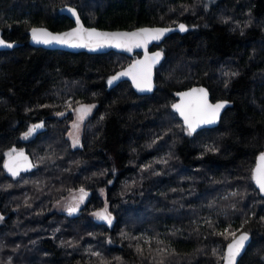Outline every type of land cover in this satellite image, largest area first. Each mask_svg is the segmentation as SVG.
I'll return each instance as SVG.
<instances>
[{
	"label": "trees",
	"instance_id": "1",
	"mask_svg": "<svg viewBox=\"0 0 264 264\" xmlns=\"http://www.w3.org/2000/svg\"><path fill=\"white\" fill-rule=\"evenodd\" d=\"M132 30L188 26L159 48L156 91L140 96L109 77L133 58L34 48L29 31L74 26ZM0 31L20 47L0 51V264H223L247 231L239 264H264V196L253 182L264 152V0H0ZM204 85L230 107L218 127L192 134L172 105ZM94 105L78 142L71 122ZM40 121L47 130H30ZM26 151L31 173L5 160ZM87 193L80 214L55 205ZM107 207L111 225L94 212Z\"/></svg>",
	"mask_w": 264,
	"mask_h": 264
},
{
	"label": "water",
	"instance_id": "2",
	"mask_svg": "<svg viewBox=\"0 0 264 264\" xmlns=\"http://www.w3.org/2000/svg\"><path fill=\"white\" fill-rule=\"evenodd\" d=\"M70 9L72 11H70ZM60 13L62 15H65L66 17H68L70 20L73 21L74 26L72 28L67 29L65 31H59V32L53 31V30H51L45 26H37V27H33L32 29H34V28L35 29H43L49 33H52L54 36H63V34L73 32V30H75L77 28L87 29L89 31L92 29H95V31L98 33H108V34L133 33V32H138L141 29H148V30L161 29V30H164L163 34L160 36V38L158 40L149 39L146 44H143L140 47L131 46L130 50L128 47H125V46H121V47L115 46V44L117 43L116 39H113L111 41H101V43L98 45L97 39L96 38H92L91 40L88 39L86 33L79 34V35L73 36L71 38L65 37V39H68V43H56L55 41H53L52 43H49V44L37 43L32 38V29L29 31V36H30L29 44L34 48H42L45 50H54V51L58 50V51H64V52H69V53H74V54L88 53V54H92V55H94V54H106V53H109L111 51H114V52H117L120 54H124L128 57H131V58H133L136 54H139L140 56L133 59L132 62L129 63L126 67L120 69L115 74L111 75L109 77L108 81L110 79H112V77H114V76H116L118 78L113 80L111 84H109L107 81V86H108V90H112V89H115L119 84H121L123 82H129L132 85L133 90L140 96H149V95L153 94L157 89L156 71L161 66V64L164 60V54H163L161 49L157 48V49L153 50V47L154 46H161L165 42V40L173 34L178 33V34L184 35L187 33V30H188V26L185 23H180L178 25L169 26V27L145 26V27H140V28H136V29H132V30H105V29H100V28L93 27V26H87L84 23L83 19L81 18L78 9L74 6L65 5L60 9ZM73 13H75V14H73ZM77 17L79 18V24H77ZM180 25H184L186 30L181 31ZM127 39H129V38L120 37L119 42H121L123 44V42ZM0 40H3L5 42L3 45H0V51H9V50H13V49L21 46V44L18 42H10V41L6 40L3 36L2 31H0ZM7 44H11L13 46L7 47ZM81 44L87 45V46H74V45H81ZM156 53L161 54L158 60H154ZM149 66H150V77H146V78L150 79L151 90H148L147 87H144L143 80L145 77L141 76V71L142 70L146 71L149 68ZM121 73H128V74L127 75H121ZM133 77H136V79L134 80ZM137 83H140L141 87H143L144 90H141V88L137 87ZM193 89H197V90L203 89L206 92V99H207L208 104L215 105V104L219 103V104H223L224 107L219 109L218 116L216 117L215 121L212 123L197 122L196 117L194 115L189 114V120L194 125V128L190 129L189 123L186 122V120H185V116L182 115L181 111L177 110V108L174 107V105H180L181 109L183 111H185L186 114H188L189 108L194 109L196 106L197 99L200 98L202 96V94L199 91H197L196 93H192ZM184 93H192V95L191 96L182 95ZM176 98H177V100L173 103L172 109L179 116L183 125L192 134H196V133H198L204 129H213V128L218 127L220 122H221L223 114L231 105V103L227 100L213 101L209 89L207 87H205L204 85H195V86H192L188 89L179 91L176 94ZM37 125H40V127H35ZM33 128H34V130L31 131V134L34 136H37L41 133H44L47 130L46 122L40 121V122L36 123ZM262 155H264V152L257 156L256 164H255V167L253 169V182H254L255 187L261 193V195L264 196V190H262L261 187L259 186V184L257 183V177L259 176L257 169L260 168V169L264 170V161H261V159H260V157ZM5 165H8L14 171H16V175H13L12 171L9 170V167H5L7 173L12 177H18L23 173H31L35 169V163H34L33 158L31 157V155L29 153H27L26 151H23V150L17 151L15 153L11 154L5 160L4 166ZM79 214H80V208L75 209L72 216L77 217V216H79ZM243 234H247L248 238H247V240L244 241V246L240 250L239 255L236 256L235 264H239L240 260L245 255V253L247 252V250H248V248L252 242V235L247 231L240 232L238 235L235 236V238L238 239L239 236H241ZM232 240L229 243H231ZM228 245L225 248L224 256L227 254ZM223 264H227L225 259L223 260Z\"/></svg>",
	"mask_w": 264,
	"mask_h": 264
},
{
	"label": "snow or ice",
	"instance_id": "3",
	"mask_svg": "<svg viewBox=\"0 0 264 264\" xmlns=\"http://www.w3.org/2000/svg\"><path fill=\"white\" fill-rule=\"evenodd\" d=\"M70 11L72 10L70 9ZM77 24H79L78 17H77ZM180 30L185 31L186 30L185 26L180 25ZM163 31L164 30H161V29H155V30L141 29L138 32H133V33L108 34V33H98L95 31V29H92L89 31L87 29L77 28L73 30V32L63 34V36H54L52 33H49L46 30L34 28L32 29V38L37 43H44V44H49V43H52L53 41H55L56 43H68V39H65V37L71 38L73 36L86 33L88 39L91 40L92 38H96L98 45L101 43V41H111L113 39H116L117 43L115 44V46L117 47L125 46V47H128L130 50L131 46L140 47L143 44H146L149 39L158 40L160 36L163 34ZM120 37H126L129 39L125 40L122 44L121 42H119ZM4 43L5 42L3 40H0V45H3ZM12 46L13 45L11 44H7V47H12ZM74 46H87V45L81 44V45H74ZM160 55H161L160 53H156L154 60H158ZM127 74L128 73H121V75H127ZM141 76L145 77L143 80L144 87H147L148 90H151L150 79L146 78V77H150V66L146 71L145 70L141 71ZM117 78L118 77L116 76L112 77V79H110L108 83L111 84L112 81ZM133 78L134 80L136 79V77H133ZM137 87L141 88V90H144V88L141 87L140 83H137ZM197 91H199L202 94V96L197 99L196 106L194 109L189 108L188 114H186L185 111L181 109L180 105H174V107H176L177 110H180L181 114L185 116V120L186 122L189 123L190 129H193L194 125L189 120V114L194 115L196 117L197 122L212 123L215 121L216 117L218 116L219 109L224 107L223 104H219V103L215 105L208 104L207 99H206V92L203 89H199V90L193 89L192 93H196ZM192 93H184L182 95L191 96ZM92 107H94V105ZM87 110H90V109L82 108L81 109L82 114L86 112ZM35 127H40V125H37ZM33 130L34 129L30 130L28 134H30L31 131ZM260 159L261 161H264V155H262ZM5 167H9V166L5 165ZM9 170L12 171L13 175H16V171H14L11 167H9ZM257 172L259 173V176L257 177V183L259 184L261 189L264 190V170L258 168ZM83 191L84 190L81 189V192ZM81 199H83V197H81ZM74 211H75V208L69 209L70 213ZM97 215H100V214L97 213ZM0 219H2V217H0ZM109 223H110V220H109ZM231 235L233 236V240L228 245L227 254L224 257H222L223 259L226 260L227 264H235V258L237 255H239L240 250L244 246V241L247 240L248 238L247 234H243L239 236L238 239L235 238L234 233H232Z\"/></svg>",
	"mask_w": 264,
	"mask_h": 264
},
{
	"label": "rangeland",
	"instance_id": "4",
	"mask_svg": "<svg viewBox=\"0 0 264 264\" xmlns=\"http://www.w3.org/2000/svg\"><path fill=\"white\" fill-rule=\"evenodd\" d=\"M93 105H80L79 107L76 108L75 111V115L73 118V121L71 122V133H72V140L73 142H78L79 138L81 136V131H82V126L84 121L93 113L95 106L92 107ZM90 109L87 110L86 112H84L82 114L81 109ZM81 197H83V199H81ZM87 199V193L85 192H76L72 195H70V197L65 198L63 200H61L60 202H58L55 205V209L57 211L60 212H69L70 208H75L78 209L80 207H82L84 205V203L86 202ZM73 213V212H71ZM97 213H99L100 215H97ZM92 217L98 221V222H103L106 223L108 225H111L114 221L113 216L111 215V213L109 212L107 207H104L96 212L93 213ZM106 217V218H105ZM110 220V223H109Z\"/></svg>",
	"mask_w": 264,
	"mask_h": 264
},
{
	"label": "flooded vegetation",
	"instance_id": "5",
	"mask_svg": "<svg viewBox=\"0 0 264 264\" xmlns=\"http://www.w3.org/2000/svg\"><path fill=\"white\" fill-rule=\"evenodd\" d=\"M70 197V196H69ZM87 200V199H86ZM81 208V207H80Z\"/></svg>",
	"mask_w": 264,
	"mask_h": 264
}]
</instances>
